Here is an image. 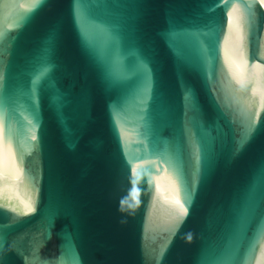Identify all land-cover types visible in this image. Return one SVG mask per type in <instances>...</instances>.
<instances>
[{
    "label": "water",
    "instance_id": "1",
    "mask_svg": "<svg viewBox=\"0 0 264 264\" xmlns=\"http://www.w3.org/2000/svg\"><path fill=\"white\" fill-rule=\"evenodd\" d=\"M0 264H264V0H0Z\"/></svg>",
    "mask_w": 264,
    "mask_h": 264
},
{
    "label": "snow or ice",
    "instance_id": "2",
    "mask_svg": "<svg viewBox=\"0 0 264 264\" xmlns=\"http://www.w3.org/2000/svg\"><path fill=\"white\" fill-rule=\"evenodd\" d=\"M35 3H36V5L38 6V5H40V4L43 3V0H35Z\"/></svg>",
    "mask_w": 264,
    "mask_h": 264
}]
</instances>
